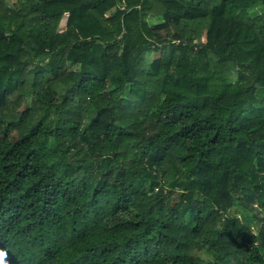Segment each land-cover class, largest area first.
Listing matches in <instances>:
<instances>
[{"label":"trees","instance_id":"obj_1","mask_svg":"<svg viewBox=\"0 0 264 264\" xmlns=\"http://www.w3.org/2000/svg\"><path fill=\"white\" fill-rule=\"evenodd\" d=\"M0 253L264 264V0H0Z\"/></svg>","mask_w":264,"mask_h":264},{"label":"rangeland","instance_id":"obj_2","mask_svg":"<svg viewBox=\"0 0 264 264\" xmlns=\"http://www.w3.org/2000/svg\"><path fill=\"white\" fill-rule=\"evenodd\" d=\"M10 3H13L15 2V0H8ZM257 12V10H255V13ZM148 22L151 24V25H154V24H158L159 23V20L158 19H154V18H149L148 19ZM65 23H66V19L63 20L62 24H61V29H64L65 28ZM159 56L158 53H152L149 55V59L152 61L154 59H156L157 57ZM74 68V67H73ZM75 69V68H74ZM236 213V212H235ZM254 232H256V228H252ZM201 258L203 260H208L210 257L206 254V253H203L201 255Z\"/></svg>","mask_w":264,"mask_h":264},{"label":"snow or ice","instance_id":"obj_3","mask_svg":"<svg viewBox=\"0 0 264 264\" xmlns=\"http://www.w3.org/2000/svg\"><path fill=\"white\" fill-rule=\"evenodd\" d=\"M0 255H2V253H0Z\"/></svg>","mask_w":264,"mask_h":264}]
</instances>
